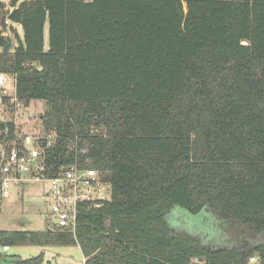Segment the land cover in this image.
<instances>
[{
  "label": "trees",
  "instance_id": "1",
  "mask_svg": "<svg viewBox=\"0 0 264 264\" xmlns=\"http://www.w3.org/2000/svg\"><path fill=\"white\" fill-rule=\"evenodd\" d=\"M10 7L0 0V47L13 43L6 29L16 38L0 51V74L16 76L26 107L47 103L52 175L93 168L112 192L99 207L79 204L74 232L0 231V243L78 245L84 264H264V0ZM177 206L212 213L238 239L220 247L175 230Z\"/></svg>",
  "mask_w": 264,
  "mask_h": 264
},
{
  "label": "built area",
  "instance_id": "2",
  "mask_svg": "<svg viewBox=\"0 0 264 264\" xmlns=\"http://www.w3.org/2000/svg\"><path fill=\"white\" fill-rule=\"evenodd\" d=\"M181 1L187 10V0ZM16 87V76L0 74V124L4 125L0 126V199L11 197L13 189L23 191L31 185L37 186L32 199L41 200L51 225L55 229L74 232L79 204L90 201L95 207L101 206L103 200L111 197L112 185L96 169L77 164L62 166L57 175H52L48 154L56 144L57 132L46 134L41 131L38 135L22 132L20 114L26 106L19 99ZM3 96L7 97L6 102ZM10 124L14 125L13 133ZM85 152L84 147L80 153ZM3 249L9 250L10 246H3ZM254 261L255 258H251V262Z\"/></svg>",
  "mask_w": 264,
  "mask_h": 264
},
{
  "label": "rangeland",
  "instance_id": "3",
  "mask_svg": "<svg viewBox=\"0 0 264 264\" xmlns=\"http://www.w3.org/2000/svg\"><path fill=\"white\" fill-rule=\"evenodd\" d=\"M1 1L5 5L3 12L11 9V0ZM8 26L17 30L19 34H23L21 25L8 22ZM4 34H9L12 38L13 43L11 48L13 50L16 44L15 34L10 32L8 29H6ZM46 41L48 43V28L46 29ZM2 50L3 47H0V51ZM46 109L47 103L45 101L36 100L33 101L29 107L21 110L20 124H22L21 130L24 134L38 135L42 131L41 116ZM31 186L35 188L34 185ZM17 194L18 190L13 189L10 197L11 199L0 202V231L1 229L7 227L18 230L32 229L41 231L46 230L48 224H50L48 229L54 228L51 225L50 218L45 215L44 212L37 213L38 209L45 208L39 198H36V201H32L34 203H30L28 199L25 203H22L17 200ZM32 206H36L38 209H31ZM167 218L175 230L187 231L193 235L199 236L207 244H215L217 246L224 247L233 243L235 239H238V236H235V230L228 229L225 222L221 221L206 210H204L200 215H192L186 209L177 206ZM21 246H23V248H27L25 244H22ZM19 248L20 245H13L11 252L18 251ZM28 248L30 250V248H35V246ZM42 252H44L43 264H84L82 251L78 245L53 246L46 248L38 246V252H36L37 254L32 256L39 255ZM194 262L196 264H201L197 263V260Z\"/></svg>",
  "mask_w": 264,
  "mask_h": 264
},
{
  "label": "crops",
  "instance_id": "4",
  "mask_svg": "<svg viewBox=\"0 0 264 264\" xmlns=\"http://www.w3.org/2000/svg\"><path fill=\"white\" fill-rule=\"evenodd\" d=\"M36 191H37V186H35V188L29 187L27 189H24L23 191H18V194H17L18 199L17 200L21 201L22 203H25V201L28 199L30 203H34V202H32V201H34L32 199V194L35 193ZM10 199H11L10 197L7 199H0V202L7 201ZM31 209H38V207L32 206ZM38 212L39 213L44 212L45 215H47V216L49 215L46 208L38 209L37 213ZM49 225L50 224H48V227H49ZM48 227H47V229H48ZM14 230H18V229H14V228H10V227L1 229V231H6V232H10V231H14ZM26 230H32V229H26ZM6 245L7 244H5V243L4 244L0 243V264H18V263H16L17 260L31 258L32 255L37 254L36 252H38V246H40V245H33L32 246L31 244L30 245L25 244L27 248H23V246L20 245V248L18 251L11 252L13 245H10L11 247L9 250H4L3 246H6ZM34 246H35V248H30V250H29L28 247H34ZM40 247L46 248V247H53V246H40ZM35 249H37V250H35ZM31 250H33V251H31ZM42 253H44V252H42ZM82 255H83V253H82ZM32 257H34V256H32ZM83 260L85 261L84 255H83Z\"/></svg>",
  "mask_w": 264,
  "mask_h": 264
},
{
  "label": "water",
  "instance_id": "5",
  "mask_svg": "<svg viewBox=\"0 0 264 264\" xmlns=\"http://www.w3.org/2000/svg\"><path fill=\"white\" fill-rule=\"evenodd\" d=\"M12 43L8 42L4 47H3V51L4 52H8L11 48Z\"/></svg>",
  "mask_w": 264,
  "mask_h": 264
}]
</instances>
